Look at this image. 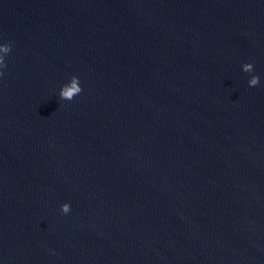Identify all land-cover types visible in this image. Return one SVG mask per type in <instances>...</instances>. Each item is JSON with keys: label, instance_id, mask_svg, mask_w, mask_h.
I'll use <instances>...</instances> for the list:
<instances>
[{"label": "water", "instance_id": "obj_1", "mask_svg": "<svg viewBox=\"0 0 264 264\" xmlns=\"http://www.w3.org/2000/svg\"><path fill=\"white\" fill-rule=\"evenodd\" d=\"M0 42L2 264H264V0H0Z\"/></svg>", "mask_w": 264, "mask_h": 264}, {"label": "clouds", "instance_id": "obj_2", "mask_svg": "<svg viewBox=\"0 0 264 264\" xmlns=\"http://www.w3.org/2000/svg\"><path fill=\"white\" fill-rule=\"evenodd\" d=\"M12 45L10 42H0V76L3 75V69L5 67V58L11 52ZM241 68L244 72L249 73L247 84L249 87H255L260 83V77L254 74V65L251 62H244L241 64ZM80 85V79L78 76H73L71 88L63 86L59 92V96L63 100H70L73 95H78L82 91ZM71 210V205L68 202L60 205V212L62 214H68ZM2 264V262H0Z\"/></svg>", "mask_w": 264, "mask_h": 264}]
</instances>
